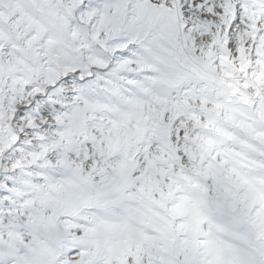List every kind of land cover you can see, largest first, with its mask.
<instances>
[{
  "label": "snow or ice",
  "instance_id": "6c2138e0",
  "mask_svg": "<svg viewBox=\"0 0 264 264\" xmlns=\"http://www.w3.org/2000/svg\"><path fill=\"white\" fill-rule=\"evenodd\" d=\"M0 264H264V0H0Z\"/></svg>",
  "mask_w": 264,
  "mask_h": 264
}]
</instances>
